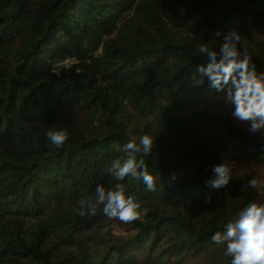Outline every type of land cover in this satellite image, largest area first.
Returning a JSON list of instances; mask_svg holds the SVG:
<instances>
[{"label":"trees","instance_id":"obj_1","mask_svg":"<svg viewBox=\"0 0 264 264\" xmlns=\"http://www.w3.org/2000/svg\"><path fill=\"white\" fill-rule=\"evenodd\" d=\"M231 29L264 71V0H0V264H231L211 236L264 198V179L246 183L249 159L264 169V143L222 94L187 79L198 45L217 48ZM61 129L71 136L57 148L46 133ZM144 134L157 138L145 157L155 191L108 171ZM222 154L242 175L210 189ZM116 183L141 202L138 220L102 205L79 215L80 200Z\"/></svg>","mask_w":264,"mask_h":264},{"label":"clouds","instance_id":"obj_2","mask_svg":"<svg viewBox=\"0 0 264 264\" xmlns=\"http://www.w3.org/2000/svg\"><path fill=\"white\" fill-rule=\"evenodd\" d=\"M220 35V32L216 33L217 37ZM198 53L204 61L196 65L188 76L189 87L199 88L207 82L212 93L223 95L231 108L232 119L247 125V132L264 143V71L257 70L242 34L231 29L223 34L217 48L201 43ZM71 67L72 58L67 57L57 61L51 71L53 75L60 76L61 70ZM70 136L67 129L46 133L47 139L57 148L62 147ZM156 139L152 134H144L138 140H130L118 147L117 150L124 155L112 161L109 173L117 181L126 178L142 181L146 191H155L156 177L149 172L145 157L156 149ZM238 169L236 160L222 154L221 162L212 166V176L205 180V185L214 190L226 188L239 174ZM179 175L172 172L169 183H174ZM246 183L255 189L260 180L253 177ZM79 204L80 216L87 213L95 215L97 205L103 206V213L108 218H118L124 223L134 222L141 215V202L134 193L126 191L123 183H116L109 190L103 185L97 186L94 196L80 200ZM211 243L226 246L225 254L231 257V264H264V202H252L243 208L238 217L227 224L225 231H217L211 236Z\"/></svg>","mask_w":264,"mask_h":264},{"label":"rangeland","instance_id":"obj_3","mask_svg":"<svg viewBox=\"0 0 264 264\" xmlns=\"http://www.w3.org/2000/svg\"><path fill=\"white\" fill-rule=\"evenodd\" d=\"M241 125V124H240ZM242 127L247 129V125H241ZM247 157V155H246ZM247 167V173H254L256 177H258L260 180L264 179V169L256 166L253 163V159H249V161L246 162ZM239 175H242V169H238ZM261 202H264V198L261 199Z\"/></svg>","mask_w":264,"mask_h":264}]
</instances>
